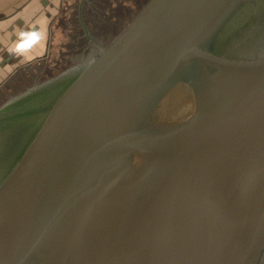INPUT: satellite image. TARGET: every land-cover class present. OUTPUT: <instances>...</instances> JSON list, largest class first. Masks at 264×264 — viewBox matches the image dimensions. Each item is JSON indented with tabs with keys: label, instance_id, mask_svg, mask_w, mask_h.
Instances as JSON below:
<instances>
[{
	"label": "water",
	"instance_id": "obj_1",
	"mask_svg": "<svg viewBox=\"0 0 264 264\" xmlns=\"http://www.w3.org/2000/svg\"><path fill=\"white\" fill-rule=\"evenodd\" d=\"M58 1L0 0V83L57 50ZM0 264H264V0H144L5 91Z\"/></svg>",
	"mask_w": 264,
	"mask_h": 264
},
{
	"label": "flooded vegetation",
	"instance_id": "obj_2",
	"mask_svg": "<svg viewBox=\"0 0 264 264\" xmlns=\"http://www.w3.org/2000/svg\"><path fill=\"white\" fill-rule=\"evenodd\" d=\"M143 1L59 0L56 14L67 25L64 37L56 44L57 50L50 41L53 31L48 27L45 48L51 49H44L41 54L27 58L11 71L0 83V98L5 91H15L37 80L49 78L88 59L97 47L103 46L117 34Z\"/></svg>",
	"mask_w": 264,
	"mask_h": 264
}]
</instances>
